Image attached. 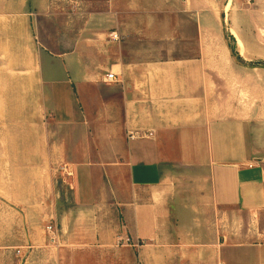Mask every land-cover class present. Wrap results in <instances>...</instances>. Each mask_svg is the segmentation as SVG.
<instances>
[{
    "label": "crops",
    "instance_id": "0c3cea01",
    "mask_svg": "<svg viewBox=\"0 0 264 264\" xmlns=\"http://www.w3.org/2000/svg\"><path fill=\"white\" fill-rule=\"evenodd\" d=\"M221 10L218 0H107L71 52L35 71L56 122L84 130L47 147L30 132L39 143L25 153L70 176L63 264H131L132 241L144 264H264V163L248 143L246 69L207 17Z\"/></svg>",
    "mask_w": 264,
    "mask_h": 264
},
{
    "label": "rangeland",
    "instance_id": "374dc122",
    "mask_svg": "<svg viewBox=\"0 0 264 264\" xmlns=\"http://www.w3.org/2000/svg\"><path fill=\"white\" fill-rule=\"evenodd\" d=\"M106 2L0 0V264L67 261L66 255L59 254L64 247L59 244L63 235L60 214L72 198L66 165L53 160L45 167L44 161H30L25 153L30 143H39L30 139V132L41 133L45 140L40 145L47 147L55 136L61 135L59 140L68 143L69 135L80 136L84 130L56 122L53 109L45 105L44 87L38 86L40 77L35 71L39 75L50 56L71 52L84 21L104 12ZM218 2L222 10L207 13V17L221 20L214 34L224 38L228 50L246 69L242 97L246 109H254L248 143L264 163V0ZM252 70L254 76H249ZM51 215L57 219L53 223H49ZM51 224L56 226L55 240L47 230ZM38 230L46 231V242L36 238ZM140 244L131 243V264H144Z\"/></svg>",
    "mask_w": 264,
    "mask_h": 264
},
{
    "label": "built area",
    "instance_id": "2783aa9c",
    "mask_svg": "<svg viewBox=\"0 0 264 264\" xmlns=\"http://www.w3.org/2000/svg\"><path fill=\"white\" fill-rule=\"evenodd\" d=\"M111 38H112L113 40H119V35H118L117 33H112V34H111ZM107 80H108V81H114V80H116V77H115L114 74L110 73V74L107 75ZM131 135H132V137H133V136H134V137H140V135L137 134V133H136V134H131ZM47 230L52 234V236H51L52 240H55L56 237H55V233H54V231H55L54 226H53L52 224L49 225V227H48ZM127 242H128V243H131L130 239H127Z\"/></svg>",
    "mask_w": 264,
    "mask_h": 264
}]
</instances>
